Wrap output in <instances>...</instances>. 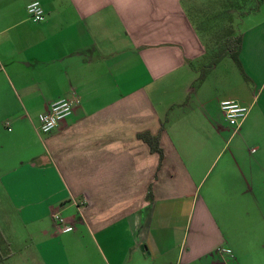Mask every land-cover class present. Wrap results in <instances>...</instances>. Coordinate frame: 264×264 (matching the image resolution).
<instances>
[{
	"label": "crops",
	"instance_id": "crops-1",
	"mask_svg": "<svg viewBox=\"0 0 264 264\" xmlns=\"http://www.w3.org/2000/svg\"><path fill=\"white\" fill-rule=\"evenodd\" d=\"M237 35L241 70L224 57L198 82ZM224 100L250 107L236 134ZM75 240L105 264H264V0H0V261L73 264Z\"/></svg>",
	"mask_w": 264,
	"mask_h": 264
},
{
	"label": "built area",
	"instance_id": "built-area-1",
	"mask_svg": "<svg viewBox=\"0 0 264 264\" xmlns=\"http://www.w3.org/2000/svg\"><path fill=\"white\" fill-rule=\"evenodd\" d=\"M26 12L28 19L33 23L38 24L45 19V13L39 2L35 1L28 4ZM78 103V98L74 93L52 102L43 113L38 115V124L35 128L36 132L39 135H46L53 132L73 114ZM219 110L231 128L232 134H236L248 116L250 107L243 106L234 100H224L220 102ZM53 219L59 227L60 232L65 233L70 230V226H65L64 220L58 214H54ZM218 253L231 257V251L228 249H220Z\"/></svg>",
	"mask_w": 264,
	"mask_h": 264
},
{
	"label": "rangeland",
	"instance_id": "rangeland-1",
	"mask_svg": "<svg viewBox=\"0 0 264 264\" xmlns=\"http://www.w3.org/2000/svg\"><path fill=\"white\" fill-rule=\"evenodd\" d=\"M239 1L242 0H231V2L237 3ZM232 6V5H231ZM215 38L217 36H214ZM226 37V36H223ZM220 41V40H219ZM218 41V42H219ZM213 46H216V44H214ZM214 52L217 51H213V50H207L206 51V59L202 62H198L197 64L198 67H203L204 65H206L209 60L211 59V56L214 55ZM227 65V67H226ZM220 68H230V66H233V68H235L233 62L227 58L225 59V61L220 63ZM200 68V69H201ZM31 226L26 228V231L24 228L21 229L22 233H29L31 231ZM82 245V246H81ZM80 243L78 241H74L73 242V246L70 249V252L72 253V256L70 258V256L68 255V260L72 261L71 263L73 264H105L103 262V258L101 256H99L96 252H94L91 248L88 247V243L85 240L83 243ZM7 252V251H6ZM68 251V253H70ZM4 258L1 259L0 264H41L39 258H31L30 256H28L27 254H25L23 251L21 252H11L9 254H4Z\"/></svg>",
	"mask_w": 264,
	"mask_h": 264
},
{
	"label": "trees",
	"instance_id": "trees-1",
	"mask_svg": "<svg viewBox=\"0 0 264 264\" xmlns=\"http://www.w3.org/2000/svg\"><path fill=\"white\" fill-rule=\"evenodd\" d=\"M240 42H241V37L239 35L222 37L218 42V44H216L217 48L213 50L217 52H214V55L211 56L209 62L201 68L198 82L202 81L206 72L210 70L224 57H229L241 70L240 63L238 61ZM203 59L205 60L206 56H204ZM162 129L163 126H161L160 131ZM159 134L160 133L153 136L149 132H143L138 134L137 138L138 140H141L143 143H145L148 146L151 153H156L159 156V165H160L163 157V152L159 146ZM146 200L149 202L152 201L151 189L148 190V193L146 195Z\"/></svg>",
	"mask_w": 264,
	"mask_h": 264
}]
</instances>
